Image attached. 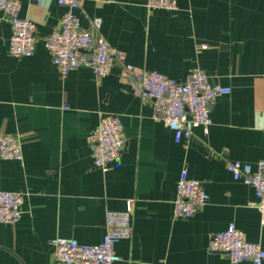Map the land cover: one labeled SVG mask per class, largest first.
<instances>
[{
  "label": "crops",
  "instance_id": "crops-1",
  "mask_svg": "<svg viewBox=\"0 0 264 264\" xmlns=\"http://www.w3.org/2000/svg\"><path fill=\"white\" fill-rule=\"evenodd\" d=\"M146 3L84 0L76 13L83 27L100 18L125 63L176 81L199 68L210 84L230 88L212 103L206 130L196 126L180 142L119 77V60L98 83L87 66L58 73L44 45L65 9L55 0H19V16L35 25L29 56L9 54L11 27L0 22V133L19 136L22 150L21 160L0 157V190L23 194L20 218L0 222V264H56V236L101 242L105 212L124 210L127 200L133 232L115 243L114 264H229L207 250L229 222L264 249V225L248 205L253 189L226 168L264 157V0H176L175 10ZM109 112L120 116L124 145L102 171L86 136ZM183 167L208 198L192 216L175 218Z\"/></svg>",
  "mask_w": 264,
  "mask_h": 264
},
{
  "label": "built area",
  "instance_id": "built-area-1",
  "mask_svg": "<svg viewBox=\"0 0 264 264\" xmlns=\"http://www.w3.org/2000/svg\"><path fill=\"white\" fill-rule=\"evenodd\" d=\"M46 1L38 0L39 3ZM55 1L65 9L45 37L44 45L61 76L80 66H87L98 83L111 72L115 60H119V77L134 95L151 102L153 118L162 121L172 130L175 142L190 138L196 126L206 130L210 123L212 103L219 95L229 93V87L210 84L208 75L199 68H193L184 80L176 81L156 70L125 63L123 53L110 46L101 33L100 18H93L89 27L80 24L76 11L81 9L84 0ZM146 5L149 9H177L176 0H147ZM2 21H8L11 27L9 54L16 57L31 55L36 41L35 25L30 19L19 16V0H0ZM86 144L94 167L106 171L108 164L119 156L124 145L120 116L117 113H100L97 125L86 136ZM0 157L22 159L19 136L0 133ZM226 168L234 180L252 187L254 199L248 205L257 209L260 224L264 225V157L254 167L234 160L227 161ZM207 198L203 182L190 177L187 168L183 167L176 183L172 216H192L205 204ZM22 203V193L0 190V222H16L22 213ZM132 207V201L127 200L124 210L105 212V232L99 243H80L66 236L51 238L49 243L55 263L114 264L119 261L114 245L132 236ZM207 250L223 253L229 264H261L264 260L261 245L248 241L243 231L233 222L210 235Z\"/></svg>",
  "mask_w": 264,
  "mask_h": 264
}]
</instances>
